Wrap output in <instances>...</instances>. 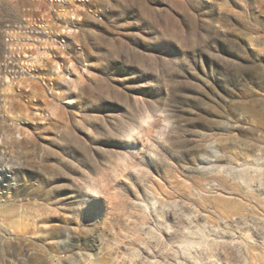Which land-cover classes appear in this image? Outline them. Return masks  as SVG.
<instances>
[{
	"label": "rangeland",
	"instance_id": "obj_1",
	"mask_svg": "<svg viewBox=\"0 0 264 264\" xmlns=\"http://www.w3.org/2000/svg\"><path fill=\"white\" fill-rule=\"evenodd\" d=\"M0 264H264V0H0Z\"/></svg>",
	"mask_w": 264,
	"mask_h": 264
}]
</instances>
